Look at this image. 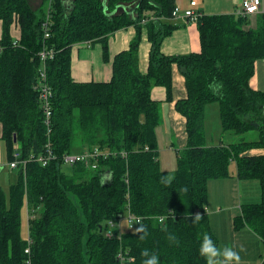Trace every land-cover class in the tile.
Returning a JSON list of instances; mask_svg holds the SVG:
<instances>
[{"label":"trees","instance_id":"1","mask_svg":"<svg viewBox=\"0 0 264 264\" xmlns=\"http://www.w3.org/2000/svg\"><path fill=\"white\" fill-rule=\"evenodd\" d=\"M175 7V0H106L105 9L103 0H48L45 12L28 0H0V139L7 163L16 151L27 160L15 167L7 191L0 186V264L24 263V207L31 216V264H144V250L158 264H207L201 243L206 235L217 243L205 212L208 181L229 177L232 162L238 179L256 180L260 189L258 201L241 204L233 227L249 228L264 243V92L249 85L255 62L264 57V13L255 22L249 15L201 14L195 22L199 51L166 55L162 41L179 27L171 21ZM129 26L135 33L112 58L109 81L73 79L74 45L98 42L107 61L109 36ZM143 29L150 43L144 73ZM44 48L54 51L44 69L56 157L41 165L29 158L47 141L35 89ZM173 65L186 89L174 103L184 118L185 146L168 176L151 147L160 107L151 89L163 87L165 100H172ZM214 104L220 132L213 144L205 124ZM250 131L253 140L235 136ZM227 135L236 138L226 141ZM95 147L110 153L98 159L97 169L77 162L63 170L64 154ZM127 211L141 221L120 237H105L107 222ZM119 251L126 253L123 261Z\"/></svg>","mask_w":264,"mask_h":264},{"label":"crops","instance_id":"2","mask_svg":"<svg viewBox=\"0 0 264 264\" xmlns=\"http://www.w3.org/2000/svg\"><path fill=\"white\" fill-rule=\"evenodd\" d=\"M195 2L191 5V2ZM242 0H175L179 9L174 24L179 27L169 36L165 37L161 44V51L166 55L185 54L197 52L200 49L199 35L196 23L184 16L186 9H191L201 14H235L240 8ZM261 1V11L249 15V19L255 22L257 17L264 13V0ZM35 3L37 1H34ZM33 2V3H34ZM44 0H38L37 10L43 5ZM33 7V5L30 3ZM33 9L36 10L35 7ZM182 11H181V10ZM135 33L133 26L117 30L108 38L109 58L103 61L101 44L98 42L88 44L82 42L73 46L71 50V75L77 82H106L112 73L111 61L115 54L127 49L128 44ZM15 37L16 30L12 28ZM1 37V21H0ZM150 43L146 36V30H142L139 45V68L145 72L148 65ZM249 85L254 90L264 92V57L254 64V73L249 80ZM186 96L184 77L178 68L172 69V100H165V89L154 86L151 89V97L160 103L158 108L159 120L154 127V146L158 152L160 168L165 173H172L176 165L177 151L185 146L184 118L175 110L176 100ZM215 116L218 114L216 105L208 106ZM207 109V110H208ZM216 137L211 143L218 141L220 127L216 130ZM1 135V127H0ZM236 137L227 135L226 141ZM238 138V137H237ZM2 144L0 139V152ZM250 153H261L259 150H251ZM2 161L0 160V167ZM13 170L5 172L0 168V186L4 181L12 182ZM231 175L225 178L211 179L208 181V202L205 212L209 217L211 229L217 239L215 247L222 253L225 248H231L239 255V260L226 261L223 255L214 257L215 264H261L264 257V243L253 231L247 227L235 230L233 218L240 213L242 203L259 200L260 189L256 180H240L236 177L235 164L230 167ZM8 179V180H7ZM9 182V183H10ZM2 187V186H1ZM252 189V190H251Z\"/></svg>","mask_w":264,"mask_h":264},{"label":"built area","instance_id":"3","mask_svg":"<svg viewBox=\"0 0 264 264\" xmlns=\"http://www.w3.org/2000/svg\"><path fill=\"white\" fill-rule=\"evenodd\" d=\"M194 1L191 2V5H194ZM179 9L175 7L172 11V16L176 17ZM261 11V1L260 0H242L240 4V8L235 13L236 15H251L255 13H259ZM201 15L199 12H195L191 9H186L184 11V16L189 19L191 22H196L198 17ZM47 19V18H46ZM45 19V22H43V29H44V37H47L49 34L46 31V28L48 26L47 20ZM144 22V21H142ZM87 44L89 42H86ZM54 54L53 49L44 48L40 51L39 56L41 60V67L39 69V81L38 84L35 86V89L37 91L38 96V102L40 105V109L43 113V123L47 128V141L45 143V147L42 151V153L37 155H31L29 159L35 160L39 162L41 165H46L50 160L54 159L56 155L54 154L50 142V133H51V88L48 85V83L45 80V69H44V63L48 58H51ZM110 153L107 151H102L99 148H93L92 150H84L82 152H71L64 154L62 157V163L66 165H72L77 162H82L86 167L95 170L97 169V161L100 157H107ZM14 159L8 163L10 168H15L17 165L21 164L22 166L25 165L27 160H21L19 159L20 155L16 151L14 152ZM108 177V174L105 175V179ZM128 213V227L134 228L137 223L141 221V217L135 216L129 211ZM31 216L27 212L26 214V222L28 223V219ZM160 221L163 220V217L159 218ZM122 232L120 221H108L105 228H104V236L107 238L112 237H120V233ZM26 243L27 246L24 250V253L26 254V258L24 260L23 264H31V258H30V245L32 243V239L28 232V225L26 227ZM125 254L122 251H119L117 254V258L119 261H123L125 259ZM127 261L132 262L133 259L131 257H126Z\"/></svg>","mask_w":264,"mask_h":264},{"label":"rangeland","instance_id":"4","mask_svg":"<svg viewBox=\"0 0 264 264\" xmlns=\"http://www.w3.org/2000/svg\"><path fill=\"white\" fill-rule=\"evenodd\" d=\"M34 1H37L36 3ZM29 3H31L33 5V7L36 8L37 10V3H38V0H28ZM34 2V3H33ZM48 5V0H45V2L43 3V5H41V8L42 10H45L46 12V6ZM179 8V7H178ZM181 10V9H180ZM182 11V10H181ZM176 18H172L171 21L174 22ZM73 49V48H72ZM216 105V104H214ZM219 128V120H218V115L216 114L215 116L212 114V112L208 109L207 110V118H206V124H205V130H206V141L207 143H210V140L213 138L216 137V130ZM236 137H242L244 138L245 140H253L255 138V132L254 131H250V132H246L244 134H239V135H235ZM1 144H2V151L0 152V160L2 161V165H1V169H5V172L7 173L8 171L10 170H13V172H17V170L15 168H10L8 163L6 162V159H5V151H4V144L3 142L1 141ZM234 165V163L232 162L230 164V167L232 168ZM63 170L65 172H69L70 171V166L69 165H66L64 164L63 166ZM229 167V168H230ZM171 173H167L168 176H171L170 175ZM7 176H8V173H7ZM8 180V179H7ZM10 182V181H9ZM8 181H4L3 180V183H1L2 185V188L7 191V188L9 186V183ZM252 190V189H251ZM26 214H27V210L25 209V207L23 208V211H22V233L24 234L26 232V227H27V222H26ZM127 217H128V213L127 212H124L123 216L121 217V219L119 220L120 221V226H121V230L124 231V230H127V229H132V228H129L128 227V220H127ZM215 262V260H214Z\"/></svg>","mask_w":264,"mask_h":264},{"label":"clouds","instance_id":"5","mask_svg":"<svg viewBox=\"0 0 264 264\" xmlns=\"http://www.w3.org/2000/svg\"><path fill=\"white\" fill-rule=\"evenodd\" d=\"M199 251H200V255L207 259V264H215L213 258L221 254L223 255L226 261L239 260L238 253L232 250L231 248H225L221 253L220 250L215 247L211 238L208 237L207 235L204 237ZM142 255L148 257L144 261V264H158V257L155 254L149 256L148 251L144 250L142 252Z\"/></svg>","mask_w":264,"mask_h":264},{"label":"water","instance_id":"6","mask_svg":"<svg viewBox=\"0 0 264 264\" xmlns=\"http://www.w3.org/2000/svg\"><path fill=\"white\" fill-rule=\"evenodd\" d=\"M105 2H106V0H103L104 9H105Z\"/></svg>","mask_w":264,"mask_h":264}]
</instances>
